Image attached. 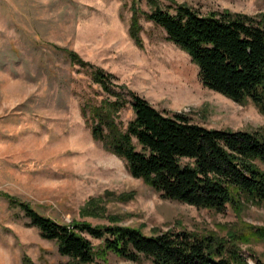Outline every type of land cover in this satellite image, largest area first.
Segmentation results:
<instances>
[{
    "label": "rangeland",
    "instance_id": "rangeland-1",
    "mask_svg": "<svg viewBox=\"0 0 264 264\" xmlns=\"http://www.w3.org/2000/svg\"><path fill=\"white\" fill-rule=\"evenodd\" d=\"M134 1L151 10L146 0H0V264L72 262L4 193L63 223L95 225L110 219L83 216L81 209L101 198L107 215L147 234L186 228L223 236L239 221L264 226V206L247 203L238 217L231 207L217 212L162 197L93 138L82 106L100 102L102 93L65 49L114 74L161 110L185 112L208 128L264 131V114L252 101L241 104L206 87L189 54L145 16L138 45L130 33ZM176 1L202 13L264 12V0ZM132 117L128 108L121 113L124 124ZM240 246L249 264H264V241ZM101 262L154 264L111 252Z\"/></svg>",
    "mask_w": 264,
    "mask_h": 264
},
{
    "label": "trees",
    "instance_id": "trees-1",
    "mask_svg": "<svg viewBox=\"0 0 264 264\" xmlns=\"http://www.w3.org/2000/svg\"><path fill=\"white\" fill-rule=\"evenodd\" d=\"M146 1L150 11H142L137 1L132 6L130 33L138 45L139 20L145 16L189 54L206 87L241 104L252 101L264 114V12L202 13L176 0ZM65 50L73 64L89 70L102 93L100 102L86 101L82 106L93 138L123 159L134 177L164 198L217 212L231 207L238 217L247 203L264 206V131L208 128L185 112L161 110L118 83L114 74ZM126 108L133 117L124 124L121 113ZM3 196L24 211L43 238L56 241L71 264H103L110 252L131 262L147 257L154 264H249L240 244L264 241V226L242 221L223 236L186 228L147 234L107 215L101 198H92L81 212L106 216L109 224L63 223L30 202L8 193ZM93 240L101 243L96 246Z\"/></svg>",
    "mask_w": 264,
    "mask_h": 264
}]
</instances>
